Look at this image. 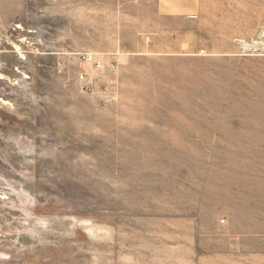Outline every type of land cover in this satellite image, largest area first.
Masks as SVG:
<instances>
[{
	"label": "rangeland",
	"instance_id": "1",
	"mask_svg": "<svg viewBox=\"0 0 264 264\" xmlns=\"http://www.w3.org/2000/svg\"><path fill=\"white\" fill-rule=\"evenodd\" d=\"M159 1L0 0V264H264V0Z\"/></svg>",
	"mask_w": 264,
	"mask_h": 264
},
{
	"label": "crops",
	"instance_id": "2",
	"mask_svg": "<svg viewBox=\"0 0 264 264\" xmlns=\"http://www.w3.org/2000/svg\"><path fill=\"white\" fill-rule=\"evenodd\" d=\"M122 5V4H120ZM156 5V6H155ZM125 8V7H122ZM119 9H121V6H119ZM151 9H155L158 11H172V13L167 14V17H172V18H179L181 17V12L182 11H192L196 12L198 15H204V5L202 3L198 4L197 0H175L172 3H167L166 0H160L158 3H154L151 7ZM160 16H155L157 17V20H161L163 17H165L164 13H160ZM209 18V16H208Z\"/></svg>",
	"mask_w": 264,
	"mask_h": 264
},
{
	"label": "built area",
	"instance_id": "3",
	"mask_svg": "<svg viewBox=\"0 0 264 264\" xmlns=\"http://www.w3.org/2000/svg\"><path fill=\"white\" fill-rule=\"evenodd\" d=\"M81 80H82V81H86V78H85L84 75H81ZM91 85H92V84H91Z\"/></svg>",
	"mask_w": 264,
	"mask_h": 264
}]
</instances>
